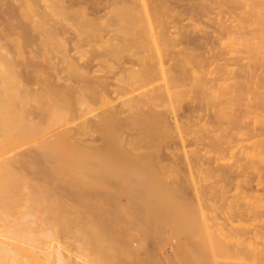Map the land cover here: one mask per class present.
<instances>
[{"label": "rangeland", "instance_id": "rangeland-1", "mask_svg": "<svg viewBox=\"0 0 264 264\" xmlns=\"http://www.w3.org/2000/svg\"><path fill=\"white\" fill-rule=\"evenodd\" d=\"M256 1V15L248 16L226 0H173V12L158 10L155 0H0V160L39 181L29 200L27 191L14 196L33 205L40 231L44 220L56 227L51 248L74 240L66 241L62 218L76 203L80 222L95 226L92 247L81 243L94 264H264V163L254 172L238 151L264 141V33L255 31L264 0ZM236 13L244 17L239 34L229 28ZM214 73L232 79L214 84ZM171 77L180 80L172 99L132 102ZM199 77L210 80L205 90ZM69 127L77 130L73 139ZM61 129L69 137L43 143ZM224 135L234 150L218 140ZM23 155L39 163L23 165ZM238 226L244 235L236 239Z\"/></svg>", "mask_w": 264, "mask_h": 264}, {"label": "bare ground", "instance_id": "bare-ground-1", "mask_svg": "<svg viewBox=\"0 0 264 264\" xmlns=\"http://www.w3.org/2000/svg\"><path fill=\"white\" fill-rule=\"evenodd\" d=\"M54 1V0H53ZM110 1H112L113 3H115V2H117L118 0H109V2ZM144 1V0H143ZM176 1H178V0H176ZM217 1V0H216ZM85 2H86V0H85ZM128 2H130V1H128ZM155 4L157 5V8H158V10H166V11H170V12H173V11H175V7H174V5H173V0H155ZM175 2V1H174ZM221 2V1H220ZM226 2H227V5L228 4H230V6L232 7V6H234L236 9H241L243 6H245L246 7V9H247V13H248V16H253V15H256V12L254 11V9H255V7H256V5H257V1L256 0H226ZM132 3H133V1H132ZM152 3H153V1H152ZM195 3V2H194ZM212 3V2H211ZM215 3V2H214ZM223 3V2H222ZM79 4V1H76L75 3H73L72 5L73 6H77ZM221 4V3H220ZM101 5H103V7L105 6H107V3H105V2H102V4ZM227 5H224V3H223V6H227ZM129 6V5H128ZM220 6V5H219ZM229 6V5H228ZM51 7V6H50ZM108 7H110V4H108ZM52 8V7H51ZM101 8V7H100ZM155 8V7H154ZM216 8V7H215ZM43 9V8H42ZM129 9H131V7L129 8ZM231 9V8H230ZM229 9V10H230ZM99 10H101V9H99ZM138 10H141V9H138ZM147 10V9H146ZM145 10V11H146ZM187 10V9H186ZM228 10V9H227ZM226 10V11H227ZM188 11V10H187ZM185 12V11H184ZM188 12H190V11H188ZM229 13H230V11H228ZM158 14H159V12H157ZM166 13V12H165ZM188 14V13H187ZM207 14V13H206ZM220 14V13H219ZM222 14V13H221ZM232 14V13H231ZM237 14V13H236ZM200 15V14H199ZM151 16H153V15H151ZM233 16L234 17H236L234 14H233ZM52 17V16H51ZM103 16L102 15H97V14H95L94 15V17H93V19H100V18H102ZM180 17V16H179ZM184 17V16H183ZM201 17V16H200ZM262 20H263V23H260L259 24V26H256L255 27V31H257V32H260V33H264V13H263V15L262 16H259ZM183 19V18H182ZM134 21V20H133ZM132 21V22H133ZM243 22H244V17L241 15V13H238L237 14V18H236V20H235V22H233L232 24H230V27L229 28H231L233 31L232 32H235V33H237V34H239L241 31H242V28H243ZM96 23V22H95ZM184 24V23H183ZM87 25V24H86ZM173 26V25H172ZM225 26V25H224ZM179 27V26H178ZM177 28V27H176ZM223 28V27H222ZM228 28V29H229ZM160 29H161V31H163V33L162 34H165L166 35V33L168 34V31L169 30H171L170 28H168V25H160ZM231 29H229V30H231ZM225 30V29H224ZM166 32V33H165ZM194 32V31H193ZM161 33V32H160ZM231 33V32H230ZM185 35H186V33H184ZM167 37L169 38L170 36L169 35H167ZM188 37V35L186 36V38ZM191 37V36H190ZM216 37V36H215ZM165 38V37H164ZM193 38V37H192ZM195 38V37H194ZM168 40H170V39H168ZM189 42V41H188ZM185 43H186V41H185ZM190 47V46H189ZM197 48V47H196ZM201 52V51H200ZM203 53V52H202ZM201 53V54H202ZM197 55V54H196ZM199 56V55H198ZM141 57V56H140ZM194 58H195V56H194ZM138 59H140V58H138ZM137 59V60H138ZM204 62V61H203ZM206 62V61H205ZM204 62V63H205ZM225 64V63H224ZM224 67V66H223ZM222 68V67H221ZM137 68H135V66H131L130 67V70H129V78L130 79H132L133 77H135L136 76V74H137V70H136ZM187 69H189V68H186V70ZM219 71V70H218ZM222 71V70H221ZM143 72V71H142ZM147 73V72H146ZM208 73H210V72H208ZM145 74V73H144ZM148 74H150V73H148ZM189 74V73H188ZM230 74V73H229ZM236 74V73H235ZM151 75V74H150ZM181 75V74H180ZM205 75V74H204ZM203 75V76H204ZM208 75V74H207ZM214 75H215V73H214ZM219 77H217V74L215 75L216 77H214L213 79L215 80V82H214V84H220V83H227L228 82V80L230 81L232 78H231V76H225V73H224V76L225 77H223V74L221 75L220 73H219ZM190 76V75H189ZM211 77V76H210ZM213 77V76H212ZM233 77H234V75H233ZM185 78H187V77H185ZM190 78V77H189ZM208 78V77H207ZM128 79V78H127ZM130 79H128V81L130 80ZM143 79V78H142ZM171 82H169V83H165V85H163V86H161L160 85V87H156L155 89H149V90H147V91H145V92H142V93H140V95L138 96V97H136V98H134L133 99V103H140V104H137V106L138 105H149V103H153L154 101H159V100H164L165 98H167V99H172L173 97H174V95L176 94V91H175V87L177 88L178 86H176V84H175V82L177 81H180L178 78H174V77H171ZM212 79V78H211ZM240 79V78H239ZM120 80V79H119ZM124 81V80H123ZM212 81V80H211ZM219 83H218V82ZM182 82V81H181ZM184 82V81H183ZM210 82V80L208 79V81H207V79L206 78H204V77H199V86H202V90L204 89H206L207 87H209V83ZM217 82V83H216ZM119 83H120V81H119ZM126 83V82H125ZM239 83H241V81L239 82ZM106 84H108V83H106ZM120 84H123V85H125L123 82L122 83H120ZM178 84V83H177ZM214 84L212 83V85L214 86ZM236 84V83H235ZM49 85V84H48ZM109 85V84H108ZM46 86H47V84H46ZM121 86L122 85H120V88H121ZM129 87V86H128ZM131 87V86H130ZM129 87V88H130ZM109 88V87H108ZM119 88V89H120ZM125 88V87H124ZM127 88V87H126ZM129 88H127V89H129ZM131 89V88H130ZM52 90V89H51ZM110 90V89H109ZM116 90H118V89H116ZM116 90H113L112 92H114V91H116ZM111 92V93H112ZM65 93V92H64ZM111 93H110V95H111ZM73 94V93H72ZM60 97V96H59ZM113 97V96H112ZM71 102V101H70ZM132 102H131V104H132ZM124 104H126L127 102H123ZM124 104H122L123 106H125ZM130 104V103H129ZM196 104V103H195ZM200 104V103H199ZM133 105V104H132ZM158 104L156 103V106H157ZM194 105V104H193ZM127 106V105H126ZM125 106V107H126ZM252 106H253V104H252ZM130 107V105L128 106V108ZM193 107V106H192ZM194 108H196V107H193V110H195ZM198 108V107H197ZM81 109V108H80ZM134 110V109H133ZM187 110H189L190 112V114L189 115H187L186 113H184V114H186V116H187V119L189 120V121H191V119H193L192 118V116L194 115L192 112H191V110L188 108ZM197 111L199 110V108L198 109H196ZM83 111V110H82ZM93 111V110H92ZM124 111V110H123ZM84 112H87V111H83V113ZM126 112V111H125ZM162 112V111H161ZM160 113V112H159ZM191 113H192V115H191ZM195 113V112H194ZM73 114V113H72ZM163 114V113H162ZM92 115H96V114H92ZM166 115V114H165ZM190 115H191V118L189 119V117H190ZM203 115V114H202ZM208 115V114H207ZM97 116V115H96ZM95 116V117H96ZM200 116V115H199ZM198 116V117H199ZM210 116V115H209ZM130 117V116H129ZM182 117H183V115H182ZM195 117L197 118V116L195 115ZM174 118V117H173ZM203 118H205V117H203ZM199 119H202V118H200L199 117ZM87 120V119H86ZM128 120V119H127ZM194 120H196V119H194ZM203 120V119H202ZM182 121V120H181ZM184 121V120H183ZM205 121H206V119H205ZM156 122V121H155ZM171 122V121H170ZM172 122H174V124L176 125L175 127L176 128H180V126L178 125L179 124V122H180V118H179V116L177 117H175L174 118V121H172ZM78 124H80V123H78ZM77 123H76V125L79 127V125H78ZM173 123H172V125H174ZM88 125V124H87ZM62 126V125H61ZM80 126H81V124H80ZM92 126V125H91ZM110 126V125H109ZM118 126V125H117ZM59 126H53V127H51V128H49V129H47L46 131H47V133H50L52 130H54V129H57ZM75 127V126H74ZM174 127V126H173ZM70 128V127H69ZM68 128V129H69ZM71 128H72V135L74 136V137H72V138H70L68 135L70 134L69 132H71ZM70 129H69V132H68V129H61V130H58L59 132H57V133H54L53 135H50L49 137H47L45 140H44V142L43 143H45L46 141H54L55 139H57V138H61V137H63V136H68L69 137V139H73V138H75L76 136L73 134V133H75V132H73L74 130H76L75 128H74V130H73V127H71ZM77 131V130H76ZM31 132V131H30ZM79 132V131H78ZM82 132V131H81ZM32 133V132H31ZM77 133V132H76ZM75 133V134H76ZM126 133V132H125ZM77 135V134H76ZM84 136V135H83ZM78 138V137H77ZM81 138V137H80ZM80 138H78V139H80ZM107 139V138H106ZM180 139H181V142L182 143H184V141H183V139H182V137H181V135H180ZM215 139V138H214ZM215 140H217V139H215ZM219 141L220 140H222V141H224L225 143H227V144H231V141L229 140V135H224L223 137H220L219 139H218ZM69 141H71L72 142V140H69ZM74 141H75V139H74ZM83 141H85L84 139H83ZM222 141H220L222 144H223V142ZM55 142V141H54ZM57 142V141H56ZM55 142V143H56ZM65 142V141H64ZM77 143H78V140L76 141ZM107 142H108V140H107ZM216 142V141H215ZM218 142V141H217ZM216 142V143H217ZM60 143H62V142H60ZM73 143H75V142H73ZM72 144V143H71ZM82 144H84V143H82ZM109 144H111V143H109ZM259 144V145H258ZM43 145V144H42ZM50 145V144H49ZM75 145H76V143H75ZM221 145V144H220ZM47 146H48V144H47ZM57 146V145H56ZM84 146V145H83ZM86 146V145H85ZM224 146V145H223ZM55 147V146H54ZM87 147V146H86ZM230 147L234 150V148L236 147V145H233V144H231L230 145ZM50 148H52V147H50ZM75 148H78V147H75ZM90 149H93V148H91V147H89ZM96 148V146L94 147V149ZM260 148L262 149V148H264V141L263 142H254V143H252L251 145H248L247 147H246V145H245V147L244 146H240V148H238L239 150V155H240V159H248V160H250L253 164H255V165H253V170H254V172H260V171H262L263 169H264V167H263V169H260V168H258L257 167V162H263L264 163V155H262V154H264V152H262V150H260ZM45 149H47V148H45ZM44 149V150H45ZM49 149V148H48ZM58 149V148H57ZM57 149L55 150L56 152H58L57 151ZM108 149V148H107ZM223 149V148H222ZM225 149V148H224ZM229 149V148H228ZM62 150V149H61ZM68 150V149H67ZM96 150V149H95ZM52 151H54V150H52ZM51 151V152H52ZM65 151V150H64ZM77 151H78V149H77ZM101 151V150H100ZM128 151V150H127ZM50 151H48V153H49ZM67 152V151H66ZM66 152H64V153H66ZM75 152V151H74ZM73 152V153H74ZM92 152V151H91ZM97 153L99 152V151H96ZM103 152V151H102ZM101 152V153H102ZM42 153V152H41ZM44 154V156L45 155H48V156H46L47 158H49V154ZM61 153V152H60ZM59 153V154H60ZM70 153H72V152H70ZM78 153V152H77ZM76 153V154H77ZM79 153H81V152H79ZM79 153L77 154V155H79ZM52 154H54V153H52ZM62 154H63V152H62ZM64 155V154H63ZM61 156L60 155V159H61V157H63V158H65L64 156ZM68 155V154H67ZM70 156H71V154H69ZM68 155V156H69ZM77 155H76V157H77ZM106 155V154H105ZM37 156V155H36ZM54 156V155H53ZM87 156V154H84L83 155V160L85 159V158H87L86 157ZM23 157V158H22ZM21 157V159L20 158H18V162L19 163H21V164H25V163H27L28 162V164H29V162L31 163V161H30V158L29 159H27L28 157H26V158H24V155ZM38 157V156H37ZM37 157L36 158H32L33 159V161L35 162V165L37 166V163L36 162H38L39 160H37ZM57 157V156H56ZM74 157H75V154H74ZM239 157V156H238ZM46 158V159H47ZM59 158V157H58ZM58 158H56L57 160H58ZM67 158V157H66ZM71 158V157H70ZM80 158V157H79ZM35 159L37 160V161H35ZM69 159V158H68ZM99 159V158H98ZM108 159V158H107ZM142 159V158H141ZM17 160V159H16ZM28 160V161H27ZM52 160V159H51ZM65 159H63V161H64ZM76 160V159H75ZM158 160V159H157ZM53 161V160H52ZM62 161V160H61ZM62 161V162H63ZM143 161V160H142ZM247 161V160H246ZM17 162V161H16ZM33 162V163H34ZM65 162H67V159L65 160ZM65 162L63 163V164H65ZM70 161L68 160V163H69ZM77 162V161H76ZM96 163H97V161H95ZM146 162H147V160H146ZM236 162H237V160H236ZM13 160H9V159H5V160H0V223H1V226H2V229H0V264H84L86 261H88L86 264H89L90 263V261H91V263L92 264H94V261L92 262V260H95L96 258H94V259H90V261L89 260H87V259H85V258H88V257H90L89 256V254H91L90 252L88 253V251H87V249L85 248L86 247V243L89 241V242H91V241H94L96 238H97V236H96V232H95V229L93 228V227H95L94 226V224H88L87 223V225H90V226H87L88 228L86 229V227H85V225H86V222H80L81 221V213L79 214V207L77 206V204L76 203H74V204H76V206H74V207H78V210L76 209L75 211L76 212H78V213H76L75 211H73L74 209V207H73V205H72V207H69V206H71L70 204V202H68V203H70L69 204V206H68V204L67 203H65V202H61V203H65V205H64V207L66 206H68V208H66L67 209V212L68 213H66V214H64L65 216H63V218H62V223L64 222V226H65V231H63V232H66V234L65 233H63V234H65V235H67L66 236V238L67 237H69L68 239H66V241L67 240H69V239H74V240H72V241H70V244H71V246L73 247L74 245V247L76 248H78V249H75V250H77V251H74L73 249H74V247H73V249H71L70 248V244L69 245H67V243L66 242H64L63 240V242L62 241H60V242H58V245L56 246V247H54V248H51V239H52V237H53V235L51 236L50 235V231L52 230H54L53 232H55V228L56 227H54V228H51L52 226L50 225L51 223H49V225H46V223L47 222H45V220H44V218L42 219V220H44V223H43V221L41 222V225H42V223H43V225L41 226L42 227V229H41V231L39 230V228H40V226H37V225H35L37 222H36V219H35V217H37V216H35V214H34V207H33V205H30L29 203H25V204H19L18 202H19V197L20 196H22L23 197V194L27 191V193L28 194H24V196L25 195H29V193L31 192V190L33 189V188H35V187H37V184H38V180H36V179H28V177L26 176V175H24L23 174V172L21 173V169H17V168H15L14 167V165H13ZM18 163V164H19ZM33 163H31V164H33ZM39 163V162H38ZM45 163V162H44ZM54 163V162H53ZM59 163V162H58ZM68 163H67V165H68ZM92 163H93V161H92ZM102 163V162H101ZM143 163V162H142ZM238 163V162H237ZM23 164V165H24ZM42 164V163H41ZM41 164H39V166L41 165ZM70 164H72V166L74 165L75 167L78 165V164H73L72 162H70ZM85 164V163H84ZM144 165H145V162L143 163ZM260 164V163H259ZM20 165V164H19ZM99 165V164H98ZM190 165V164H189ZM41 166H43L42 168H44V164L43 165H41ZM48 166V165H47ZM60 166H62L61 164L59 165V167H57V168H60ZM71 166V165H70ZM79 166V168H80V165H78ZM77 166V167H78ZM192 166V165H191ZM238 166V165H237ZM28 167V166H27ZM67 168H69L68 166H66ZM66 167L65 166H63V168H65L64 169V171L66 170ZM83 167V166H82ZM144 167V166H143ZM250 167V166H249ZM26 168V167H25ZM41 168V167H40ZM47 168V167H46ZM79 168H77V170L79 169ZM148 168V167H147ZM237 168V167H236ZM50 169V168H49ZM72 169H74V168H72ZM19 170V171H18ZM42 170V169H41ZM44 170V169H43ZM71 170V169H70ZM92 170H93V168H92ZM139 170V169H138ZM248 170H250V169H248ZM252 170V171H253ZM35 171V170H34ZM39 171H40V169H39ZM47 171H49L48 169H47ZM57 171V170H56ZM58 171H60V170H58ZM57 171V172H58ZM69 171V170H68ZM67 171V172H68ZM79 171H80V169H79ZM94 172H95V168H94V170H93ZM141 171V170H140ZM52 172V171H51ZM69 172H72V171H69ZM68 172V174L69 175H71L70 173ZM78 172V171H77ZM76 172V173H77ZM93 172V173H94ZM42 173V172H41ZM76 173H75V175H76ZM79 173V172H78ZM77 173V174H78ZM87 173V172H86ZM48 174V173H47ZM55 174H57V173H55ZM61 174V171L59 172V174H58V177H59V175ZM64 174H66V172H64ZM95 174H97V173H95ZM46 175V174H45ZM50 175V174H49ZM51 175H53V174H51ZM67 175V174H66ZM65 175V176H66ZM86 175V174H85ZM89 175V174H88ZM53 176H55V175H53ZM114 176V175H113ZM43 177V176H42ZM48 177V176H47ZM50 177V176H49ZM61 178H63L64 179V175L63 176H60ZM69 177V176H68ZM76 178H77V176H75ZM37 178V177H36ZM55 178V177H54ZM46 179V178H45ZM66 179H68V178H66ZM36 180V181H35ZM72 180V179H71ZM100 181V180H99ZM66 182V181H65ZM69 182H70V180H69ZM68 182V183H69ZM67 183V184H68ZM71 183H72V181H71ZM70 183V184H71ZM103 183V182H102ZM74 184V183H73ZM76 185V184H75ZM78 185V184H77ZM82 185V184H81ZM107 185H108V181H107ZM112 185V184H111ZM60 187V186H59ZM39 188V187H38ZM38 188H37V190H38ZM66 188H67V186H66ZM82 188V187H81ZM57 189V188H56ZM62 189V188H61ZM64 189V188H63ZM62 189V190H63ZM39 191H40V189H39ZM79 191V190H78ZM18 192H20V194H21V192L23 193V194H21V195H18L19 193ZM35 193H37L36 191H34ZM77 192V191H76ZM18 193V194H17ZM40 193V192H39ZM17 195V197H15L16 195ZM15 195V196H14ZM35 195V194H34ZM64 196H65V194H64ZM36 197H39V196H36ZM40 197H43V195H42V193H41V196ZM40 197L38 198L39 200H40ZM79 197V196H78ZM21 198V197H20ZM25 198H28V197H26L25 196ZM25 198H24V200H23V198H22V200L23 201H25ZM33 198V197H32ZM65 198V197H64ZM44 199V198H43ZM63 199V198H62ZM99 199V198H98ZM21 200V199H20ZM27 200V199H26ZM28 200H29V198H28ZM30 200H31V197H30ZM39 200H38V202H39ZM71 200V199H70ZM34 201H37V200H34ZM27 202V201H26ZM30 202V201H29ZM44 203V201H41V203ZM98 202V201H97ZM61 203L60 204H57V205H61ZM52 204V203H51ZM37 205V204H36ZM55 205H56V203H55ZM38 207H39V205H37V209H38ZM55 207V206H54ZM58 207H60V206H58ZM36 208V207H35ZM56 208V207H55ZM62 208V207H61ZM40 209V208H39ZM71 209H72V212H73V214L71 215L70 213V211H71ZM42 210V209H41ZM40 210V211H41ZM66 211V210H65ZM64 211V212H65ZM81 211V210H80ZM60 212V213H59ZM63 212V211H62ZM61 212V209H57V211L54 213V212H52L51 210H50V214L51 215H56V213H59V214H61L62 213ZM76 214H75V213ZM54 213V214H53ZM36 214H42L41 212L40 213H36ZM75 214V216H73ZM80 215L79 217H77L78 215ZM84 214H86V213H84ZM92 214V213H91ZM83 215V214H82ZM39 216H42V217H44L43 216V214L42 215H38V217ZM57 216V215H56ZM84 216V215H83ZM82 216V217H83ZM55 217V216H54ZM84 217H86V216H84ZM89 217V216H88ZM87 217V218H88ZM96 217V216H95ZM49 218H50V215H49ZM58 218V217H57ZM56 217L53 219V218H50V220H52V222H53V220L56 222V221H58V220H56L57 219ZM80 218V219H79ZM41 219V218H40ZM86 219V218H85ZM97 220V219H96ZM40 220H38V222H39ZM59 221H60V219H59ZM58 221V222H59ZM82 221H85L84 220V218H83V220ZM58 222H56V223H58ZM54 223V222H53ZM46 225V227L47 226H49V227H47V230L45 229V225ZM58 224H60V223H58ZM93 225V226H92ZM36 227H38L37 229H36ZM44 227V228H43ZM90 227H92V228H90ZM35 228V229H34ZM61 229L63 228V227H60ZM48 229H49V231H48ZM64 229H62V230H64ZM35 230H37V232L35 231ZM39 230V231H38ZM227 231L229 232V231H233L232 230V228L230 229V230H228L227 229ZM226 231V232H227ZM244 233V231H243V228L241 227V226H238L237 228H235V230H234V232H232L231 233V235L232 234H235V235H232L233 237L235 236V238L237 237V238H240L241 236L243 237V234ZM56 234V233H55ZM57 234H58V232H57ZM64 235V236H65ZM227 235H228V233H227ZM231 236V237H232ZM56 237H57V235H56ZM230 237V236H229ZM236 238V239H237ZM53 239H55V237L53 238ZM100 239V238H99ZM101 240H102V238H101ZM73 241H75V243L73 244V243H71V242H73ZM85 241H87V242H85ZM97 241H98V239H97ZM83 242H85V244H81V243H83ZM88 242V244L87 245H89L90 243ZM104 242V241H103ZM100 243V242H99ZM107 243V242H106ZM53 244V243H52ZM73 244V245H72ZM53 246V245H52ZM90 247H92V243H91V245H89ZM101 246V245H100ZM87 248H88V246H87ZM102 248V247H101ZM51 249H53L52 251H51ZM108 249V248H107ZM106 249V250H107ZM109 251V250H108ZM223 254H225V253H223ZM93 255V254H92ZM222 255V254H221ZM220 255V256H221ZM227 256V255H226ZM234 256V255H233ZM81 258H83V259H85L86 261H84V263L82 262H80L81 260H83V259H81ZM92 258V257H91ZM105 257H103V259H104ZM218 257H216V259H217ZM220 258H222V257H220ZM224 258V257H223ZM222 258V259H223ZM226 258H228V257H226ZM225 258V259H226ZM233 258V257H232ZM228 260V259H227ZM96 261V260H95ZM99 261V260H98ZM220 261V260H219ZM219 261H217V264H221ZM222 261V260H221ZM229 261V260H228ZM223 262V261H222ZM225 262V261H224Z\"/></svg>", "mask_w": 264, "mask_h": 264}]
</instances>
